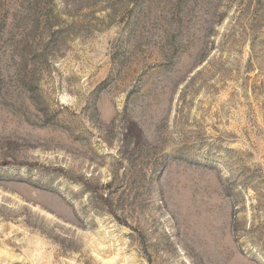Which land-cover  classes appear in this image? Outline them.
Listing matches in <instances>:
<instances>
[{
  "label": "rangeland",
  "instance_id": "1",
  "mask_svg": "<svg viewBox=\"0 0 264 264\" xmlns=\"http://www.w3.org/2000/svg\"><path fill=\"white\" fill-rule=\"evenodd\" d=\"M0 264H264V0H0Z\"/></svg>",
  "mask_w": 264,
  "mask_h": 264
}]
</instances>
